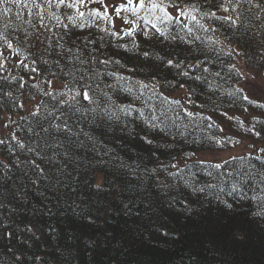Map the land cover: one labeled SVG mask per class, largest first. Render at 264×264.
<instances>
[{"label": "snow or ice", "instance_id": "snow-or-ice-1", "mask_svg": "<svg viewBox=\"0 0 264 264\" xmlns=\"http://www.w3.org/2000/svg\"><path fill=\"white\" fill-rule=\"evenodd\" d=\"M138 36L154 41L153 51L141 50ZM238 58L251 71L242 72ZM162 72L184 78L180 88L204 86L203 103L194 104L193 88L185 97L200 111L159 91L170 84ZM261 75L264 0H0V110L8 112L0 123V264H79L84 229L117 211L136 226L121 243L138 228L141 243L179 239L172 229L201 197L227 210L250 201L248 215L264 219V119L221 111L225 97L264 109L239 86ZM212 113L241 134L221 135ZM138 122L159 138L140 136ZM138 136L150 146L151 168L139 153L131 162L121 154ZM249 136L248 150L234 154ZM177 137L187 145L183 168L176 156L164 163ZM199 152L206 157L194 159ZM189 161L204 166L206 182ZM233 224L217 230L242 241ZM100 247L92 241L89 250ZM202 259L190 251L191 264Z\"/></svg>", "mask_w": 264, "mask_h": 264}, {"label": "trees", "instance_id": "trees-1", "mask_svg": "<svg viewBox=\"0 0 264 264\" xmlns=\"http://www.w3.org/2000/svg\"><path fill=\"white\" fill-rule=\"evenodd\" d=\"M92 7H99V5L93 4ZM119 27H121V22L117 21V29ZM144 28L145 31H154L150 25H144ZM86 34L87 32H84L81 35ZM137 39L142 45L141 50L148 49L153 51L151 43H154V41H145L142 36H138ZM157 49L163 50L159 45H157ZM135 62V56L132 55L131 59H128V63L131 66ZM236 63L240 70L243 67L251 71V69L246 67L243 59L238 58ZM165 75H169L170 84L164 85L159 89L163 95L171 99H177L172 97L173 94L183 89L187 93L189 88H193L195 91L191 99L194 104L204 102L205 97L202 95L204 91L203 85L188 81L186 87L180 88L179 84L185 83L184 78L176 77L175 80H172L171 75H174V73H161V77ZM242 82L239 84L240 87H242ZM173 84L176 85L175 88L172 87ZM223 86L225 89L230 90L233 86V81H229ZM179 100L189 110L200 111V109L194 107V104H188L186 99ZM154 102L159 104L158 100ZM30 103V101H25V108ZM136 107H141V102H137ZM244 107H248L247 112L243 111ZM144 110L147 112V109ZM209 111L211 110L209 109ZM221 111L227 112L229 117L235 116L237 120H245L246 122L252 116L264 119V109H255L246 103L232 104L227 97L224 98ZM1 113L8 112L6 110H0ZM18 114L22 115L23 113ZM212 114L216 123L225 130L221 135L238 136L241 134L235 121H230L228 117L221 116L219 113ZM133 116H138V113H133ZM137 132L140 133V136L147 135L148 138H159V133L156 130L145 128L142 122H138ZM251 139L253 138L250 136L245 137L244 143L248 144ZM182 150H187V145L183 144L180 138L177 137L173 147L168 149V159H164V163H168L171 156H176L178 160H181ZM137 153L143 157V165L149 168L155 165V162L149 158L150 146L142 141L139 136L135 139L127 140L125 150L121 152L129 162L137 160ZM188 165L193 172L197 173L201 182L208 180L203 175V165L190 161ZM180 166L183 168L184 164ZM187 172L188 168H185L184 173L186 174ZM177 182H179L178 178ZM181 191L193 201L197 200V197L190 194V189H186L181 185ZM248 195L250 196L251 194L249 193ZM225 199L231 202V198L225 197ZM252 207L253 205L250 201H244L242 204H236L234 210H227L222 205H219L217 201L211 199V197L208 200L201 197L199 198V202L193 203V214L187 219L180 220L178 227L172 229L178 232L179 239H164L156 236L150 243H141V240L144 239L142 235L144 228H138L132 231L123 238L124 242L121 243L122 233H127L130 227L136 228V226L132 225L129 217L117 211L109 215L107 223L102 219L91 228L84 229L85 235L81 241L79 264H191L188 256L193 249L200 252L203 258L201 264H264V219L250 217L248 213ZM226 220L234 221L232 227L236 229L237 233L243 235L244 239L242 241L234 240L228 230L222 232L217 230ZM145 227H147L146 224ZM105 236L115 238L111 248L103 245ZM213 239H215L214 248L211 243ZM92 241L100 242L101 247L89 250Z\"/></svg>", "mask_w": 264, "mask_h": 264}, {"label": "rangeland", "instance_id": "rangeland-1", "mask_svg": "<svg viewBox=\"0 0 264 264\" xmlns=\"http://www.w3.org/2000/svg\"><path fill=\"white\" fill-rule=\"evenodd\" d=\"M241 71L242 72H249L250 70L248 69H245V68H241ZM242 87L246 90V92L248 93V95L253 98V99H256V100H259V101H264V91H262V89H264V75H261L259 77H257L256 80H249L248 82H242ZM174 98H177V99H182V100H185V97H186V91L183 89V90H180L178 91L177 93L173 94ZM29 106V104L26 105V108ZM8 117V113H1L0 114V123L3 122L4 119H7ZM12 119H16V116H12ZM247 144L243 143L242 145L238 146L235 150H234V154H241L245 151H247ZM232 150H229V152H225L224 155L227 156L229 155V153L231 152ZM206 157V153L205 152H201V153H198V156L194 159H204ZM180 162V165H183L184 164V161L182 160H179ZM190 162H193V161H190Z\"/></svg>", "mask_w": 264, "mask_h": 264}, {"label": "bare ground", "instance_id": "bare-ground-1", "mask_svg": "<svg viewBox=\"0 0 264 264\" xmlns=\"http://www.w3.org/2000/svg\"><path fill=\"white\" fill-rule=\"evenodd\" d=\"M201 153V152H200ZM182 160V159H181Z\"/></svg>", "mask_w": 264, "mask_h": 264}]
</instances>
